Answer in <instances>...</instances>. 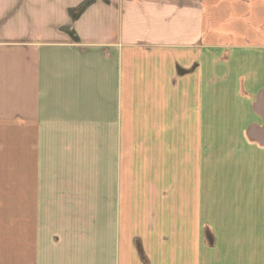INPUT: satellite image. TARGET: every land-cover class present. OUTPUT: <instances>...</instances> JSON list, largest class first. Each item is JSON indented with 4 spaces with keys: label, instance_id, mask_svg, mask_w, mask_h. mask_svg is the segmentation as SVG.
<instances>
[{
    "label": "crops",
    "instance_id": "crops-1",
    "mask_svg": "<svg viewBox=\"0 0 264 264\" xmlns=\"http://www.w3.org/2000/svg\"><path fill=\"white\" fill-rule=\"evenodd\" d=\"M0 264H264V0H0Z\"/></svg>",
    "mask_w": 264,
    "mask_h": 264
},
{
    "label": "trees",
    "instance_id": "trees-1",
    "mask_svg": "<svg viewBox=\"0 0 264 264\" xmlns=\"http://www.w3.org/2000/svg\"><path fill=\"white\" fill-rule=\"evenodd\" d=\"M88 3H89V1L83 3V4L79 7L80 11H82V10L87 6Z\"/></svg>",
    "mask_w": 264,
    "mask_h": 264
},
{
    "label": "rangeland",
    "instance_id": "rangeland-1",
    "mask_svg": "<svg viewBox=\"0 0 264 264\" xmlns=\"http://www.w3.org/2000/svg\"><path fill=\"white\" fill-rule=\"evenodd\" d=\"M259 182H261V181H259Z\"/></svg>",
    "mask_w": 264,
    "mask_h": 264
}]
</instances>
